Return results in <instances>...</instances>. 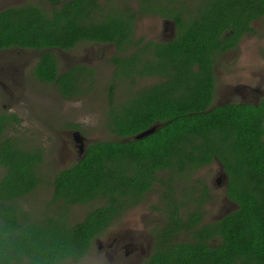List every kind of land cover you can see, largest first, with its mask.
<instances>
[{
    "label": "trees",
    "instance_id": "1",
    "mask_svg": "<svg viewBox=\"0 0 264 264\" xmlns=\"http://www.w3.org/2000/svg\"><path fill=\"white\" fill-rule=\"evenodd\" d=\"M100 1L38 0L4 8L0 50L43 52L36 77L54 82L64 100L79 99L89 88L73 81L71 71L57 75L52 51H68L80 41H116L124 26L116 13L95 18ZM220 22L219 17L206 20L194 33L209 39L227 26ZM187 42L184 57L174 54L172 64L199 62L208 41ZM135 73L144 74H129ZM181 84V77L168 76L139 101L129 96L123 104L113 102L115 89L107 88L111 101L101 128L108 138L90 142L79 161L48 172L47 182L41 180L42 148L5 137L21 119L0 112V264H85L94 241L152 194L158 198L152 205L158 222L142 264H264V112L231 105L204 112L209 103L200 88L184 95ZM155 123L164 125L141 140L123 141ZM216 163L228 176L226 192L237 209L207 222L211 189L198 172ZM40 182L46 198L43 192L33 215L21 204ZM76 208L82 210L79 217Z\"/></svg>",
    "mask_w": 264,
    "mask_h": 264
},
{
    "label": "flooded vegetation",
    "instance_id": "2",
    "mask_svg": "<svg viewBox=\"0 0 264 264\" xmlns=\"http://www.w3.org/2000/svg\"><path fill=\"white\" fill-rule=\"evenodd\" d=\"M36 1L38 0H28L24 4ZM100 3L102 8L95 18L100 20L116 13L115 19L122 22L123 31L114 42L80 41L68 51L53 50L52 58L57 75L71 71L73 81L79 80L80 86L89 88L87 94L94 91L98 80H101L105 84L104 101H111L107 98L106 89L113 87L115 90L112 100L118 104L125 103L129 96L139 101L141 94L151 92L157 84L166 83L168 76L181 77L179 92L187 95L191 88L199 87L200 95L209 103L204 112L230 105L255 107L264 112V0H101ZM2 4L4 2L0 0V5ZM21 5L23 4L20 2L2 6L0 11ZM217 17L221 22L225 21L227 26L219 28V32L211 35L209 39L204 32L200 35L194 33L200 30L203 22ZM193 38L208 41L204 43V50L197 57L199 62L172 64L171 57L174 54L184 57V51L188 47L187 39ZM215 38L216 41H213ZM42 53L16 47L0 50V87L4 90V97H13L9 88L16 90V85L56 87L54 82H43L36 77L35 70ZM63 60L68 63L62 62ZM189 70H193L194 75ZM141 71L144 72L142 76L129 74ZM157 71L162 73L156 74ZM166 87V84L163 85V88ZM87 94L79 99L64 100L57 93V98L59 101H78L88 98ZM67 137L64 142L70 148L68 157L72 164L79 161L85 151L80 157L72 133ZM211 166H215L217 172L215 186L213 180L211 181L214 189L209 181L206 182L211 189L209 205L204 208V219L207 222L218 221L237 209V205L229 199L226 192L229 183L223 166L216 163L202 169ZM41 180L43 181L42 177ZM42 184L40 182L34 193L24 197L26 200H33L38 209L41 205L39 195L43 193ZM145 240L148 245L138 246L140 252L136 256V264H142L149 255L151 236L145 235ZM94 246L101 249L98 239L94 241L85 264H105L103 261L91 262ZM109 247L112 248L110 252L116 256H120L121 247L125 248V254L136 249L133 246L129 248L116 245V250H113L112 245ZM108 256L106 252L107 259ZM109 258L111 260V256ZM118 261L119 258L114 264H123Z\"/></svg>",
    "mask_w": 264,
    "mask_h": 264
},
{
    "label": "rangeland",
    "instance_id": "3",
    "mask_svg": "<svg viewBox=\"0 0 264 264\" xmlns=\"http://www.w3.org/2000/svg\"><path fill=\"white\" fill-rule=\"evenodd\" d=\"M3 2L4 4L0 5V7L15 5L20 2L24 4L28 0H3ZM62 62L68 63L65 60ZM104 86L105 84H102L101 80H98L96 88H93L94 91L87 94L89 97L78 101H59L56 89L49 85H25L23 87L16 85V90L13 87L9 88L12 90L10 92L12 93L11 96H13L10 98L9 96L4 97V90L0 87V112L8 111L9 113H15L21 119L20 124L8 128L5 132V137H20L19 139L22 140L23 147L40 146L42 148L45 157V163H43L44 165L40 169L43 181L47 182L49 180V178H46L48 172L52 174L53 171H59L71 164V159L68 157L70 148L65 144L64 139L67 140V135L69 134L70 137L71 133L76 130L66 129L65 125L67 123L77 124L79 126L78 132H80L88 144L96 140L108 138V133L103 131L104 127L102 124L105 112L108 109L107 103L103 99ZM8 100L10 101L8 102ZM82 117H90L91 123L87 126L82 124L80 122ZM216 172V167L211 166L202 169L198 172V175L205 182L209 181L211 183L213 180L212 183L215 186ZM44 191H46L45 184H43L41 193ZM39 196L42 200L46 198L45 192V198L41 194ZM31 197H34V195ZM157 199L154 194L147 195L140 205L134 206L123 213L119 222L112 227L109 234L103 238H98L101 249H98L96 246L93 247V259L91 262L99 261L100 263V261H103L105 264H114L119 258L118 263L136 264L138 260L136 256L140 252L138 246L143 244L147 247L145 235H149L154 225L158 222L157 215L152 210V205L157 202ZM22 206L33 215L38 213V208L34 206V202L31 199L23 201ZM73 213L79 217L82 214V210L76 208ZM208 216L212 217L211 215ZM109 245L114 247L113 250H116V245L129 248L133 246L136 249L130 250L125 254V248L121 247L120 256H116L115 253L110 252L112 248ZM106 252L111 256V260L109 256L108 259L105 257Z\"/></svg>",
    "mask_w": 264,
    "mask_h": 264
},
{
    "label": "water",
    "instance_id": "4",
    "mask_svg": "<svg viewBox=\"0 0 264 264\" xmlns=\"http://www.w3.org/2000/svg\"><path fill=\"white\" fill-rule=\"evenodd\" d=\"M163 125H164V123H155V124L151 125L150 127H148L147 129L141 131L140 133H137L136 135H133L130 138L124 139L123 141H137V140H141V139H143V138H145L147 136H150L153 133H155ZM72 136H73L74 142L78 146L79 154H80V157H81L83 152L85 151V148L88 145V143L86 142L84 137H82V135L78 131L72 132Z\"/></svg>",
    "mask_w": 264,
    "mask_h": 264
},
{
    "label": "clouds",
    "instance_id": "5",
    "mask_svg": "<svg viewBox=\"0 0 264 264\" xmlns=\"http://www.w3.org/2000/svg\"><path fill=\"white\" fill-rule=\"evenodd\" d=\"M80 122L87 126L91 123V119H90V117H82Z\"/></svg>",
    "mask_w": 264,
    "mask_h": 264
}]
</instances>
